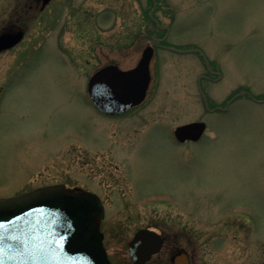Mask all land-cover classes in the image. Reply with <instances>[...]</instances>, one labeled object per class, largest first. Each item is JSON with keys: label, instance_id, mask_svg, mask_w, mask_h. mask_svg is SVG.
Here are the masks:
<instances>
[{"label": "rangeland", "instance_id": "374dc122", "mask_svg": "<svg viewBox=\"0 0 264 264\" xmlns=\"http://www.w3.org/2000/svg\"><path fill=\"white\" fill-rule=\"evenodd\" d=\"M150 3L0 0V31L25 32L0 54V198L96 193L112 264H132L146 225L197 245L200 264H264V0H156L167 32ZM153 40L145 101L100 113L87 78L133 68ZM196 121L201 140L176 144L173 129Z\"/></svg>", "mask_w": 264, "mask_h": 264}, {"label": "water", "instance_id": "95a60500", "mask_svg": "<svg viewBox=\"0 0 264 264\" xmlns=\"http://www.w3.org/2000/svg\"><path fill=\"white\" fill-rule=\"evenodd\" d=\"M49 1L42 0L41 9ZM22 37L21 30L1 31L0 51L9 50ZM152 53L150 46L144 48L131 70L107 66L96 72L88 83L96 106L119 114L138 105L150 82ZM204 130L205 124L196 122L177 127L174 135L179 142L196 141ZM98 200L88 191L68 194L62 185L0 199V264H110L99 231L103 208ZM131 240L129 256L134 264H143L160 245L151 230H140Z\"/></svg>", "mask_w": 264, "mask_h": 264}, {"label": "flooded vegetation", "instance_id": "af4514ba", "mask_svg": "<svg viewBox=\"0 0 264 264\" xmlns=\"http://www.w3.org/2000/svg\"><path fill=\"white\" fill-rule=\"evenodd\" d=\"M34 2H35V7L37 5H40L41 8L42 0H34ZM31 8L32 7H29V9ZM14 25L15 26H10L8 27V29L7 28L5 29L7 30L22 29L16 24ZM198 142L185 141L183 143L176 142V144L177 143L187 144V143H198ZM104 220H106V207H105V216L102 220H100L101 221L100 225L101 223L104 222ZM146 226L147 227H142V228L155 230L159 234L161 238V247H160L161 249H159V251L156 254L152 255V257L145 264H200L199 258H197V261L195 260L196 254L198 255V251H199L198 247H196L197 245L189 241L191 243L189 247L188 245L189 243L187 241L183 242L182 237L170 235V233L161 230V228H158L156 226L153 227L150 225H146ZM183 244H186L187 246H184Z\"/></svg>", "mask_w": 264, "mask_h": 264}, {"label": "trees", "instance_id": "16d2710c", "mask_svg": "<svg viewBox=\"0 0 264 264\" xmlns=\"http://www.w3.org/2000/svg\"><path fill=\"white\" fill-rule=\"evenodd\" d=\"M148 18H149V16H148ZM153 23V22H152ZM154 24V23H153ZM154 26L156 27V25L154 24ZM157 28V27H156Z\"/></svg>", "mask_w": 264, "mask_h": 264}]
</instances>
